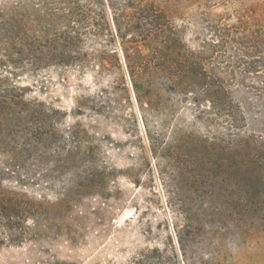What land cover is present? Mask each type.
I'll return each instance as SVG.
<instances>
[{"label":"rangeland","instance_id":"374dc122","mask_svg":"<svg viewBox=\"0 0 264 264\" xmlns=\"http://www.w3.org/2000/svg\"><path fill=\"white\" fill-rule=\"evenodd\" d=\"M257 29L264 0H0V264H264Z\"/></svg>","mask_w":264,"mask_h":264},{"label":"trees","instance_id":"16d2710c","mask_svg":"<svg viewBox=\"0 0 264 264\" xmlns=\"http://www.w3.org/2000/svg\"><path fill=\"white\" fill-rule=\"evenodd\" d=\"M168 44H169V39H164L163 47L167 48ZM246 44L252 47L253 50L255 48L259 49V48L264 47V30L257 29V30L252 31V33L248 35ZM258 58H262L263 60L261 61L264 63V48H263V53H261L260 57L258 56ZM4 205L5 204H2L0 201V215H3L4 209L7 210V208Z\"/></svg>","mask_w":264,"mask_h":264}]
</instances>
